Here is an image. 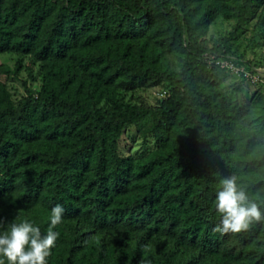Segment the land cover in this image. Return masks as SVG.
Masks as SVG:
<instances>
[{"label":"trees","instance_id":"1","mask_svg":"<svg viewBox=\"0 0 264 264\" xmlns=\"http://www.w3.org/2000/svg\"><path fill=\"white\" fill-rule=\"evenodd\" d=\"M255 3L264 38V0H0V54H29L43 73L18 106L0 83V231L28 221L46 234L60 204L47 264H264V218L213 231L223 178L264 214V142L244 107L187 77L218 69L207 55L234 56L191 35L219 15L234 35ZM150 83L169 88L154 109L117 97V84ZM143 120L154 149L120 156L122 132Z\"/></svg>","mask_w":264,"mask_h":264},{"label":"rangeland","instance_id":"2","mask_svg":"<svg viewBox=\"0 0 264 264\" xmlns=\"http://www.w3.org/2000/svg\"><path fill=\"white\" fill-rule=\"evenodd\" d=\"M262 7L255 3L247 19L238 32L233 31L236 21L217 16L208 26L202 36L192 34V40L198 47L209 50H222L226 45L235 57L250 63L264 66V38L263 28L258 24ZM171 67L180 70L184 57L168 56ZM17 68V72L13 73ZM6 69L9 72H6ZM41 64L29 54L3 53L0 54V83H2L15 106L28 96L37 92L43 83ZM187 77L195 79L207 91H217L224 95L231 105H238L246 109L249 115L250 128L258 139L264 142V93L254 92L249 86L243 87L227 73L218 69H210L193 65L187 72ZM127 81V77H122ZM165 84L150 83L131 90L117 84V97L125 104L141 108L154 109L163 92H168ZM151 120H143L128 127L122 132L118 141V153L122 157L149 152L154 149L155 140L152 133Z\"/></svg>","mask_w":264,"mask_h":264},{"label":"clouds","instance_id":"3","mask_svg":"<svg viewBox=\"0 0 264 264\" xmlns=\"http://www.w3.org/2000/svg\"><path fill=\"white\" fill-rule=\"evenodd\" d=\"M260 207L248 200L235 177L223 178L214 201L215 211L221 219L213 231L227 234L246 230L252 221L264 218ZM63 213L64 207L60 204L51 209L52 227L61 223ZM52 227L46 234H41L40 228L28 221L9 224L6 230L0 231V264H47L59 236ZM0 229H4L2 222Z\"/></svg>","mask_w":264,"mask_h":264},{"label":"built area","instance_id":"4","mask_svg":"<svg viewBox=\"0 0 264 264\" xmlns=\"http://www.w3.org/2000/svg\"><path fill=\"white\" fill-rule=\"evenodd\" d=\"M207 63L209 66L223 70L231 76L232 79L249 86L253 90H261L264 93V66L250 63L238 57L228 55H207ZM166 92L160 95L165 98Z\"/></svg>","mask_w":264,"mask_h":264}]
</instances>
